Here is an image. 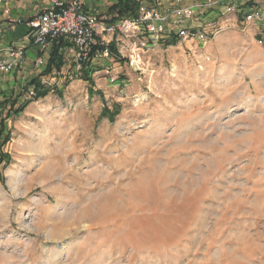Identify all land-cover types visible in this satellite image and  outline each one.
Segmentation results:
<instances>
[{
	"label": "rangeland",
	"instance_id": "374dc122",
	"mask_svg": "<svg viewBox=\"0 0 264 264\" xmlns=\"http://www.w3.org/2000/svg\"><path fill=\"white\" fill-rule=\"evenodd\" d=\"M233 1L0 76V264H264V0Z\"/></svg>",
	"mask_w": 264,
	"mask_h": 264
},
{
	"label": "crops",
	"instance_id": "0c3cea01",
	"mask_svg": "<svg viewBox=\"0 0 264 264\" xmlns=\"http://www.w3.org/2000/svg\"><path fill=\"white\" fill-rule=\"evenodd\" d=\"M130 5L138 4L139 10L134 15H142L141 19L151 13L152 15L167 17L165 22H157V26L164 30L178 28L176 22L180 23L183 17H178L175 12L181 8L189 10L197 17L200 4L207 3V0H125ZM240 3L242 0H235L233 3ZM119 0H84V11L99 15L105 23H114L127 16L119 17L118 11L114 8ZM50 8L49 0H0V62L5 61L11 65L8 72H0V76L6 77L11 84H17L20 77L25 74L36 77L37 69L42 68L49 59V52H42L31 37V29L28 22L38 13ZM207 15H213L211 11ZM190 18V17H189ZM206 19L207 16H200L198 19ZM167 22V23H166ZM187 22V21H185ZM195 21L189 20L191 25ZM156 24V23H154ZM173 24V25H172ZM165 32V31H164ZM62 46L66 45L60 43ZM59 45V44H58ZM71 47L65 49L67 51ZM62 51V52H64ZM62 54V53H61ZM26 72V73H25ZM33 74V75H32Z\"/></svg>",
	"mask_w": 264,
	"mask_h": 264
},
{
	"label": "built area",
	"instance_id": "2783aa9c",
	"mask_svg": "<svg viewBox=\"0 0 264 264\" xmlns=\"http://www.w3.org/2000/svg\"><path fill=\"white\" fill-rule=\"evenodd\" d=\"M49 4V9L28 22L34 43L42 52H49L55 45L64 43L72 48L81 65L92 62L94 47L106 45L105 37L128 33L136 26L134 18L105 23L99 15L84 11V0H49ZM184 12L177 10L175 14L180 17ZM151 20L165 22L167 17L149 13L141 19L143 22ZM10 67L9 63L0 62V72H8Z\"/></svg>",
	"mask_w": 264,
	"mask_h": 264
},
{
	"label": "trees",
	"instance_id": "16d2710c",
	"mask_svg": "<svg viewBox=\"0 0 264 264\" xmlns=\"http://www.w3.org/2000/svg\"><path fill=\"white\" fill-rule=\"evenodd\" d=\"M250 3H248L246 6H248ZM114 10L118 11L119 13V17H124V16H128L130 14H136L137 11L139 10V5L138 4H132L130 5L128 2H126L125 0H119V4L114 8ZM70 46L68 45H64L62 46V44L59 45H55L52 48L51 51V58L49 61V66H48V72H50L51 70H53V68H60L62 66V59H61V53L62 51H64L65 49L69 48ZM109 52L112 56L115 57H120L118 55V51L116 49V44L114 42L108 44V45H96L93 49V58L97 55V54H103L105 52ZM89 65V64H88ZM83 80L92 84L90 92L93 95L94 94V86H93V81L92 79L88 76V74H85L83 76ZM33 86L36 89V94H37V98H45L48 96V94L50 93V90H46V89H42L41 85L38 81H33ZM24 108H19L15 110V114L18 115L19 113L23 112ZM109 110L107 107H105L104 109V115L109 116ZM4 134V127L3 124H0V138L3 136ZM10 138V135H8L5 139V142L8 141ZM1 162L4 161H9L11 159L10 155L8 154H1L0 156Z\"/></svg>",
	"mask_w": 264,
	"mask_h": 264
}]
</instances>
